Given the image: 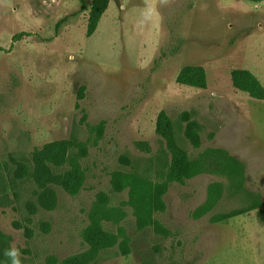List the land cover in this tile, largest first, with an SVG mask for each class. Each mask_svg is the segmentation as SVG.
I'll return each mask as SVG.
<instances>
[{"label":"rangeland","instance_id":"obj_1","mask_svg":"<svg viewBox=\"0 0 264 264\" xmlns=\"http://www.w3.org/2000/svg\"><path fill=\"white\" fill-rule=\"evenodd\" d=\"M92 1L0 0V264L13 245L23 264H264V100L231 79L248 69L264 85V2L110 0L88 36ZM187 65L206 89L177 82ZM162 110L204 159L185 184L169 179ZM212 149L242 163L239 187Z\"/></svg>","mask_w":264,"mask_h":264},{"label":"trees","instance_id":"obj_2","mask_svg":"<svg viewBox=\"0 0 264 264\" xmlns=\"http://www.w3.org/2000/svg\"><path fill=\"white\" fill-rule=\"evenodd\" d=\"M83 1V9L87 10V5L85 0ZM252 2H262L264 0H250ZM110 0H93L90 9V17L88 20L87 34L91 36L97 30L100 19L103 14L108 9ZM68 17L63 18L57 23V31L60 28V25L66 21ZM24 32L19 33L14 36L15 39H20ZM231 79L233 86L243 92L248 93L252 98L257 100H264V85L259 80V78L250 70L247 69H233L231 72ZM177 82L186 86H192L200 89H206L208 86L207 72L203 66H194L187 65L181 69L177 76ZM187 117L185 135L193 143L194 146H199L201 143V138L199 137L197 131L199 125L196 122H193L188 117V112L184 113ZM156 132L160 135L165 141L166 147L171 154L172 164L170 167L169 179L173 182H178L180 184H185L187 180L199 175L205 170L204 159H192L188 151L181 146L176 131V124L171 116L165 111L162 110L158 116L156 123ZM66 142L59 143V147H65ZM211 154L221 153L226 157L225 167L234 181L236 178H239V182H236L239 187L240 180L243 177V165L235 157L229 155L227 152L221 151L218 149H212L209 151ZM62 159H64V153L62 154ZM121 179L125 180L127 183H130L132 191L140 192L143 191V184L139 186L137 183L131 181V176L127 174H120ZM145 182V181H144ZM83 185V174L80 175V179L77 184L72 187H67V190L70 194H77ZM221 191V186L218 183H215L210 186L209 197L207 201L198 207L193 216L195 218H201L207 214L215 205L216 199L218 198ZM261 205L259 200H254V203L250 205L249 210L256 209ZM248 210H232L229 213L217 214L212 217V222H220L226 219L232 218L239 214L245 213ZM71 264V263H65ZM76 264V263H72Z\"/></svg>","mask_w":264,"mask_h":264},{"label":"clouds","instance_id":"obj_3","mask_svg":"<svg viewBox=\"0 0 264 264\" xmlns=\"http://www.w3.org/2000/svg\"><path fill=\"white\" fill-rule=\"evenodd\" d=\"M5 264H23L22 252L19 247L10 246L3 251Z\"/></svg>","mask_w":264,"mask_h":264},{"label":"crops","instance_id":"obj_4","mask_svg":"<svg viewBox=\"0 0 264 264\" xmlns=\"http://www.w3.org/2000/svg\"><path fill=\"white\" fill-rule=\"evenodd\" d=\"M262 2H264V1H262ZM256 3H260V2H256ZM248 70V69H247ZM252 72V71H251ZM253 73L257 76V74H256V71H253ZM258 77V76H257ZM260 80V79H259Z\"/></svg>","mask_w":264,"mask_h":264}]
</instances>
